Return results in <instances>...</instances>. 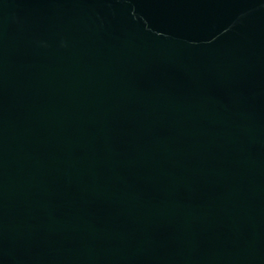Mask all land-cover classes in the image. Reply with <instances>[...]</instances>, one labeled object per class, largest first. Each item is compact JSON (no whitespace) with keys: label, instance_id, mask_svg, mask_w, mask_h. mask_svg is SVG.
<instances>
[{"label":"water","instance_id":"1","mask_svg":"<svg viewBox=\"0 0 264 264\" xmlns=\"http://www.w3.org/2000/svg\"><path fill=\"white\" fill-rule=\"evenodd\" d=\"M0 264H264V0H0Z\"/></svg>","mask_w":264,"mask_h":264}]
</instances>
